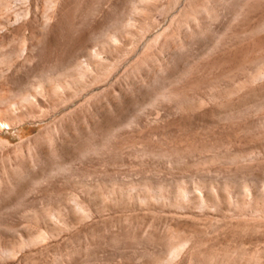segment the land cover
Segmentation results:
<instances>
[{"label": "rangeland", "instance_id": "1", "mask_svg": "<svg viewBox=\"0 0 264 264\" xmlns=\"http://www.w3.org/2000/svg\"><path fill=\"white\" fill-rule=\"evenodd\" d=\"M0 264H264V0H0Z\"/></svg>", "mask_w": 264, "mask_h": 264}]
</instances>
